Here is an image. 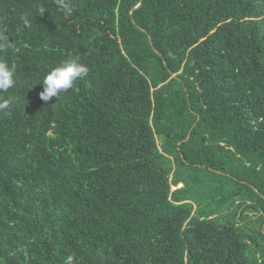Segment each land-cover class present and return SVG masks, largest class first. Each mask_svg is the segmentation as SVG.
<instances>
[{"label":"trees","instance_id":"1","mask_svg":"<svg viewBox=\"0 0 264 264\" xmlns=\"http://www.w3.org/2000/svg\"><path fill=\"white\" fill-rule=\"evenodd\" d=\"M69 2L0 0V264H264V0Z\"/></svg>","mask_w":264,"mask_h":264},{"label":"clouds","instance_id":"2","mask_svg":"<svg viewBox=\"0 0 264 264\" xmlns=\"http://www.w3.org/2000/svg\"><path fill=\"white\" fill-rule=\"evenodd\" d=\"M58 9L65 18L73 15V8L69 0H56ZM45 10L40 8L39 15ZM25 25L29 24L28 20L24 21ZM88 67L80 62L79 57L72 56L66 58L60 65L47 72L43 79V91L39 94L42 101H48L52 97L60 98L62 93L73 88L77 80H82L88 76ZM15 84V68L7 62L0 60V92H6ZM10 101L5 100L0 103V110L6 109ZM63 264H75V258L69 255L65 258Z\"/></svg>","mask_w":264,"mask_h":264}]
</instances>
